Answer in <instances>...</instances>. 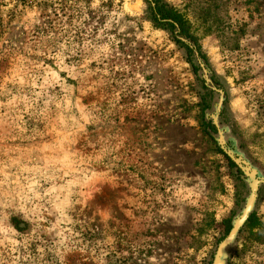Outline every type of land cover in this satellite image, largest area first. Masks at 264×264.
<instances>
[{
  "label": "rangeland",
  "instance_id": "rangeland-1",
  "mask_svg": "<svg viewBox=\"0 0 264 264\" xmlns=\"http://www.w3.org/2000/svg\"><path fill=\"white\" fill-rule=\"evenodd\" d=\"M165 2L203 57L146 0H0V264H213L256 185L264 223V0Z\"/></svg>",
  "mask_w": 264,
  "mask_h": 264
},
{
  "label": "trees",
  "instance_id": "trees-1",
  "mask_svg": "<svg viewBox=\"0 0 264 264\" xmlns=\"http://www.w3.org/2000/svg\"><path fill=\"white\" fill-rule=\"evenodd\" d=\"M146 1L150 5L151 19L154 24L158 28L169 31L175 40L186 49L189 55V62H192V55L195 51H198L203 57L197 37L191 32L190 24L179 10L166 3L165 0ZM183 39L189 40V43ZM191 45H193L194 48ZM227 159L230 161V165L234 166V163L228 157ZM255 229H259V233L256 236L260 239L261 235L264 234V223L252 213L245 224V229H242L240 233H244L245 230L253 232Z\"/></svg>",
  "mask_w": 264,
  "mask_h": 264
},
{
  "label": "water",
  "instance_id": "water-1",
  "mask_svg": "<svg viewBox=\"0 0 264 264\" xmlns=\"http://www.w3.org/2000/svg\"><path fill=\"white\" fill-rule=\"evenodd\" d=\"M256 187H257V185H256ZM256 187H253V195L252 196H254V199H255V189H256ZM253 201H251V200L248 201L243 215L241 216V218L238 221L235 222L232 231L229 233L227 238L220 245L219 250L217 251V254H216V257H215V260H214L213 264H221V261L217 262L218 256H220V255L224 256L225 249L234 241L236 235L239 233V231L242 228V226L248 220L249 214H250L252 206H253Z\"/></svg>",
  "mask_w": 264,
  "mask_h": 264
},
{
  "label": "bare ground",
  "instance_id": "bare-ground-1",
  "mask_svg": "<svg viewBox=\"0 0 264 264\" xmlns=\"http://www.w3.org/2000/svg\"><path fill=\"white\" fill-rule=\"evenodd\" d=\"M253 200H254V196L251 198V201H253ZM220 256H218L217 262L220 261Z\"/></svg>",
  "mask_w": 264,
  "mask_h": 264
}]
</instances>
